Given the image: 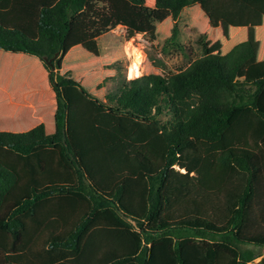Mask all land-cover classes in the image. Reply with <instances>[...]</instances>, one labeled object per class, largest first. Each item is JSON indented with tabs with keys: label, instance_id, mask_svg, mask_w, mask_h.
Masks as SVG:
<instances>
[{
	"label": "trees",
	"instance_id": "1",
	"mask_svg": "<svg viewBox=\"0 0 264 264\" xmlns=\"http://www.w3.org/2000/svg\"><path fill=\"white\" fill-rule=\"evenodd\" d=\"M53 1L36 38L0 24V51L40 59L57 99L54 133L0 130V264H264V77L237 79L253 44L220 56L200 38L186 70L103 102L61 74L88 0ZM200 1L155 0L174 21L164 53L184 51L179 18Z\"/></svg>",
	"mask_w": 264,
	"mask_h": 264
},
{
	"label": "rangeland",
	"instance_id": "2",
	"mask_svg": "<svg viewBox=\"0 0 264 264\" xmlns=\"http://www.w3.org/2000/svg\"><path fill=\"white\" fill-rule=\"evenodd\" d=\"M15 1L13 10H0V24L11 28L21 26L26 34H32L38 8L51 0ZM249 2L202 0L185 9L179 18V42L185 49L180 52L176 47H168V52L164 53L163 47L172 34L174 21L169 11L156 9L155 0H147L144 6L133 5L127 0H89L85 12L71 24L60 61L61 74L72 71L74 80L98 100L106 102L107 95L117 92L125 79H137H129V68L135 61L132 50L135 48L143 55L140 65L142 76L158 74L170 78L202 56L200 38L207 44L209 54L220 56L228 54L244 41H251L253 45L256 40L264 42V38H255L247 30L233 28L234 25L249 23L248 18L252 17L254 10L251 7L260 8L261 5L264 10V2L258 5ZM255 51V58L244 65L238 75L241 82H254L264 77V61L260 62L264 45L257 46ZM47 73L36 57L0 51V85L4 86L3 91L14 93L13 102L20 104L22 89L29 85L23 82L26 79L31 83L36 80L34 85L38 86L33 89L40 91L27 94V103L40 104L36 111L24 110L16 115L1 111L0 129L12 131L14 128L12 132L23 133L44 124L49 133H54L57 99ZM257 252L264 254V250ZM260 260L253 264H259Z\"/></svg>",
	"mask_w": 264,
	"mask_h": 264
},
{
	"label": "crops",
	"instance_id": "3",
	"mask_svg": "<svg viewBox=\"0 0 264 264\" xmlns=\"http://www.w3.org/2000/svg\"><path fill=\"white\" fill-rule=\"evenodd\" d=\"M57 1L58 0L53 1V3L50 4V5L51 6L54 5ZM248 1H250L249 3H257V5H258V3L264 2V0H248ZM88 2H89V0H88ZM4 3H5V0L0 5H3ZM13 3H14V1L13 0H10L9 4L6 6V10L12 9ZM251 8H253L255 11L253 10L252 11L253 12V15H251L252 17L248 18V22L249 23H244L243 25H241V24L234 25L233 28L236 29L237 31L238 30L239 31L247 30L248 33L251 36L254 35L255 38H264V10L261 8V5H260V8H256V7H251ZM85 10L83 12H81L80 14H78L77 16L82 15L85 12ZM244 13H246V12H244ZM235 24H236V22H235ZM31 36L33 38H36L37 37V32L34 31V33L31 34ZM260 45L263 46L264 45V42L263 41L256 40V43H254V45H253V46L256 47V48L254 47V49L257 50V46H260ZM261 61H264V53H263L262 57L260 58V62ZM33 63L34 62H32V64ZM35 81L36 80H33L32 83L28 79H26L25 81H23L24 83H29V85L25 86L22 89V94H20L21 95L20 104H18L16 102H13V100H12V98H13L12 94H14V93L11 90L10 91H3L2 88L4 86L0 85V114H2L1 111L2 112H5V113H7L9 115H16L19 112L22 113L24 110H27V111H30L31 112L32 109H33L34 111H36V108L38 109V107L40 106V104L36 103L37 104L36 105V104L27 103V100H28L27 94H30L31 92H40L39 89H33V88H35V86H38V85H34L35 84L34 83ZM15 92L18 93L17 91H15ZM38 98L41 99V97H40L39 94H38ZM10 124H11V127H13V124L14 123L12 122ZM0 130L12 132L14 130V128L11 129L12 131H9L7 129H5V130L4 129H0Z\"/></svg>",
	"mask_w": 264,
	"mask_h": 264
},
{
	"label": "bare ground",
	"instance_id": "4",
	"mask_svg": "<svg viewBox=\"0 0 264 264\" xmlns=\"http://www.w3.org/2000/svg\"><path fill=\"white\" fill-rule=\"evenodd\" d=\"M132 53L135 56V61L129 68V79L140 78L142 76L140 65L142 64L143 55L135 48L132 50Z\"/></svg>",
	"mask_w": 264,
	"mask_h": 264
},
{
	"label": "water",
	"instance_id": "5",
	"mask_svg": "<svg viewBox=\"0 0 264 264\" xmlns=\"http://www.w3.org/2000/svg\"><path fill=\"white\" fill-rule=\"evenodd\" d=\"M57 57V56H56Z\"/></svg>",
	"mask_w": 264,
	"mask_h": 264
}]
</instances>
